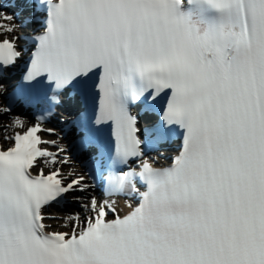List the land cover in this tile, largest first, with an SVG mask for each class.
<instances>
[{
	"label": "snow or ice",
	"instance_id": "snow-or-ice-1",
	"mask_svg": "<svg viewBox=\"0 0 264 264\" xmlns=\"http://www.w3.org/2000/svg\"><path fill=\"white\" fill-rule=\"evenodd\" d=\"M21 2L43 13L28 17L39 31L24 79L46 80L51 95L37 123L4 136L13 143L0 150V264H264V0ZM0 19L13 21L0 23L8 33L26 26L2 10ZM20 39L0 40V76L22 57ZM93 89L97 122L112 126V166L140 159L139 171L108 177V195L139 194L124 215L114 201L75 195L89 187L84 176L30 171L64 151L38 147L56 141L37 135L54 132L41 125L61 94ZM162 95V122L142 141L130 106L152 107ZM172 126L179 153L155 167L142 145ZM66 194L82 211L64 218L69 231H49L45 209Z\"/></svg>",
	"mask_w": 264,
	"mask_h": 264
},
{
	"label": "bare ground",
	"instance_id": "bare-ground-1",
	"mask_svg": "<svg viewBox=\"0 0 264 264\" xmlns=\"http://www.w3.org/2000/svg\"><path fill=\"white\" fill-rule=\"evenodd\" d=\"M6 23L10 25V24L13 23V21L6 20ZM15 23L19 24L18 23V19H16ZM22 30H23V27H20V29L18 31H15V32H12V33H8L6 31H2V30H0V32L3 35L9 36L11 38L14 34H16V36H19V34H20V32H22ZM20 41H21V39L19 41H17V45L20 44ZM0 96H1V94H0ZM15 119H16L15 117L5 118L6 124L4 125V127H2V131L3 132L5 131L4 128L6 126H7V131L6 132H9L12 129L17 128V127L12 126L13 125V121ZM44 135H46L47 137H49V136L52 137V140H55L56 144L62 143V136L60 135L59 132H58V134L57 133H54V134H52V133H49V134L48 133H42V136H44ZM1 143H3V142L2 141L0 142V146H1ZM46 146L50 148V152H58L59 148L57 146H54L52 144H46ZM61 154L59 152L58 157H61ZM159 161H161L160 157H156V159L152 163L153 164L154 163L159 164ZM62 167L66 168V170H67L66 174H69L70 172H73L72 173L73 174L72 177H76L77 178L79 176H85V173H84L83 168H82V164L80 165L77 162H74V161L68 162V163L64 164V166H62ZM117 201L118 202H116V209L118 210V212H120V211H124L125 212V210H129L128 207H127L128 206V203H127L128 200H125V201L122 202V199L119 198V200H117ZM77 208L78 209L76 210V212L77 211H82V209H80L79 207H77ZM64 218L65 217H61L60 220H54V219H56V218H54V219H52V221L48 219L47 221H50V222L54 221L56 224L61 223L62 225H64L65 224ZM64 228L65 227L63 226V229Z\"/></svg>",
	"mask_w": 264,
	"mask_h": 264
},
{
	"label": "rangeland",
	"instance_id": "rangeland-1",
	"mask_svg": "<svg viewBox=\"0 0 264 264\" xmlns=\"http://www.w3.org/2000/svg\"><path fill=\"white\" fill-rule=\"evenodd\" d=\"M6 117V115L3 113H0V139L1 140H4V132L2 131V127H4V125H5V123H4V118ZM3 138V139H2ZM68 163V162H67ZM62 164H66V163H62ZM61 164V165H62ZM78 195V194H77ZM68 210H69V212H68ZM70 211H71V209H67V211L65 210V211H62V212H58L57 214H55V215H52L51 217H54V218H56V219H54V220H60L61 219V217H66L65 215H67L68 213H70ZM49 220H52V219H49ZM53 224V223H52ZM51 223H50V225L51 226H53ZM64 226V225H63ZM65 228H67V227H65Z\"/></svg>",
	"mask_w": 264,
	"mask_h": 264
}]
</instances>
